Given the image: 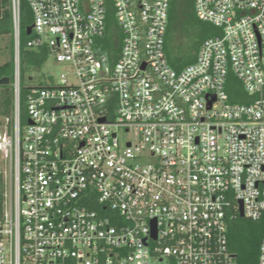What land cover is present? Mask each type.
<instances>
[{"label": "built area", "instance_id": "2783aa9c", "mask_svg": "<svg viewBox=\"0 0 264 264\" xmlns=\"http://www.w3.org/2000/svg\"><path fill=\"white\" fill-rule=\"evenodd\" d=\"M194 2L221 33L177 70L165 52L171 0H28L27 46L66 71L28 87L24 122L12 0L0 264H236L229 221L241 203L248 219L264 213V0ZM230 74L248 102L232 101Z\"/></svg>", "mask_w": 264, "mask_h": 264}, {"label": "trees", "instance_id": "16d2710c", "mask_svg": "<svg viewBox=\"0 0 264 264\" xmlns=\"http://www.w3.org/2000/svg\"><path fill=\"white\" fill-rule=\"evenodd\" d=\"M20 63H21V85L22 101L25 107V97L28 87L31 85L29 79H33L32 73L40 71L49 59V51L46 48H30L27 42L33 37L28 35L27 27L33 24V14L28 0H20ZM112 22L115 19L112 17ZM210 22L200 19L195 10L194 0H171L169 8V19L165 40V52L171 66L181 70L185 66L194 63L197 59L199 48L202 42L215 37L221 33L220 29ZM13 5L12 0H0V35H11V56L0 64V79L10 77L9 84H3L0 95V118L10 116L13 108L14 97V54L15 40L13 36ZM190 37V44L178 50L177 39L182 36ZM182 52L183 63L174 57V52ZM236 81H239L233 74H230L227 90L234 102H248L249 98L244 97L237 88ZM23 120L25 122L26 112L23 109ZM264 235V213L258 220H251L236 214L228 223V244L229 249L235 255L236 264H258L260 243Z\"/></svg>", "mask_w": 264, "mask_h": 264}, {"label": "rangeland", "instance_id": "374dc122", "mask_svg": "<svg viewBox=\"0 0 264 264\" xmlns=\"http://www.w3.org/2000/svg\"><path fill=\"white\" fill-rule=\"evenodd\" d=\"M217 30V28L215 29ZM191 42L190 37L182 36L180 39H177L176 45L178 50H181L183 47L189 45ZM176 50V49H175ZM178 50L174 52V57L178 59H182V52L180 53ZM11 56V35H0V64L6 62ZM180 59V62L183 63V60ZM65 65L56 63L53 58H49L45 63L44 67L40 71H34L32 73L33 79H29V83L34 85H47L50 83H57L60 80V75L62 72H65ZM3 84H0V95L3 90ZM235 88L242 93L244 97L247 94L244 91L243 84L240 81H236ZM120 136L122 139L131 138L130 133H126L122 128L120 130ZM149 161H155L156 158L153 156H148L146 158ZM236 261V258H235Z\"/></svg>", "mask_w": 264, "mask_h": 264}, {"label": "water", "instance_id": "95a60500", "mask_svg": "<svg viewBox=\"0 0 264 264\" xmlns=\"http://www.w3.org/2000/svg\"><path fill=\"white\" fill-rule=\"evenodd\" d=\"M32 29H33V25L27 27L26 32H27L28 35H30L32 33ZM9 83H10V77H4V78H1L0 79V84H9ZM214 99H215V97L209 102L210 105L212 104V102H213ZM240 216L241 217H244L242 203H241V208H240Z\"/></svg>", "mask_w": 264, "mask_h": 264}]
</instances>
